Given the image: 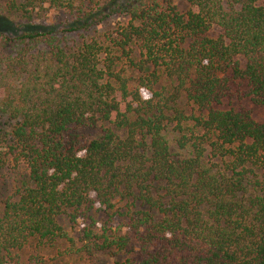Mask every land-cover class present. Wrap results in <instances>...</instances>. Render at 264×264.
Returning a JSON list of instances; mask_svg holds the SVG:
<instances>
[{"label": "trees", "instance_id": "trees-1", "mask_svg": "<svg viewBox=\"0 0 264 264\" xmlns=\"http://www.w3.org/2000/svg\"><path fill=\"white\" fill-rule=\"evenodd\" d=\"M180 1L0 0V264H264V0Z\"/></svg>", "mask_w": 264, "mask_h": 264}, {"label": "rangeland", "instance_id": "rangeland-1", "mask_svg": "<svg viewBox=\"0 0 264 264\" xmlns=\"http://www.w3.org/2000/svg\"><path fill=\"white\" fill-rule=\"evenodd\" d=\"M177 6L180 10L186 9V4L180 0H176ZM2 5L0 4V12H2ZM48 17L44 21L45 24L50 22L49 18H54V21H57L59 14L48 13ZM118 19H113L108 23L107 29H111ZM14 29V28H13ZM9 29L6 27V32ZM241 106L245 107L247 110H250L252 117L255 121L260 122L264 119V114L253 108L247 103H242ZM1 124H5V120L1 121ZM7 129L6 131H8ZM101 135L100 130L86 132L85 136L87 140L97 139ZM26 168L22 165L15 168L6 165L5 168L0 169V197L10 195L17 187H19L25 180ZM99 213L98 216H100ZM101 217V216H100ZM63 226L68 232L70 237H74L72 229L68 226L66 222H63ZM98 227H101V224H98ZM115 227V226H114ZM113 227V228H114ZM80 245H76L78 249ZM20 257V264H116L117 257H113L107 253H96L93 256H87L81 253H76L69 250L68 244H60L54 248H37L35 244H30L28 247L23 249L18 253Z\"/></svg>", "mask_w": 264, "mask_h": 264}]
</instances>
